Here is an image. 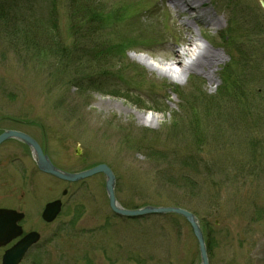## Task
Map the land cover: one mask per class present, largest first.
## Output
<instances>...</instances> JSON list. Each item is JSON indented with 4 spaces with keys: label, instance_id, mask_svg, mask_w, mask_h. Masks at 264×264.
Wrapping results in <instances>:
<instances>
[{
    "label": "rangeland",
    "instance_id": "1",
    "mask_svg": "<svg viewBox=\"0 0 264 264\" xmlns=\"http://www.w3.org/2000/svg\"><path fill=\"white\" fill-rule=\"evenodd\" d=\"M180 1L102 0L115 13L88 41L67 0H19L17 18L0 19V115L41 124L65 172L107 163L123 207L191 211L209 264H264V12L259 0ZM33 26L47 40L31 44ZM199 40L215 63L166 74L194 65L187 49L175 56ZM54 182L68 223L44 264H200L183 218L113 214L102 175Z\"/></svg>",
    "mask_w": 264,
    "mask_h": 264
},
{
    "label": "flooded vegetation",
    "instance_id": "2",
    "mask_svg": "<svg viewBox=\"0 0 264 264\" xmlns=\"http://www.w3.org/2000/svg\"><path fill=\"white\" fill-rule=\"evenodd\" d=\"M6 131L29 136L50 158L45 130L37 121L13 115H0V135ZM35 166L30 147L21 139L12 137L0 143V264H3L8 251L28 237L30 240H36L25 252L20 264L27 259H30L32 264L46 263L51 258L48 254L49 245L58 239L57 235L68 223L63 219V210L67 203V193L63 192H67V188L62 189L61 199H52L56 188L51 187V179L55 181L54 186L69 183L47 175ZM40 191H45L43 198L38 196ZM57 199L61 201V209L54 219L49 221L44 217V207ZM3 211L13 212L15 216L21 217L16 219L13 213L11 216H3ZM16 227L20 232L12 234Z\"/></svg>",
    "mask_w": 264,
    "mask_h": 264
},
{
    "label": "water",
    "instance_id": "3",
    "mask_svg": "<svg viewBox=\"0 0 264 264\" xmlns=\"http://www.w3.org/2000/svg\"><path fill=\"white\" fill-rule=\"evenodd\" d=\"M260 5L262 7V9L264 10V0H260ZM10 137H16V138H20L21 140H23L25 143H27L29 145V147H33L32 149L34 150V154H35V161H36V165L37 167L48 174H51L57 178H60L62 180L68 181V182H76V181H80L83 179H86V177H91L93 175L96 174H103L106 178V182H105V189H106V193H107V197L109 200V205L110 208L113 212H115L116 214H120L123 216H128V217H135V216H141V215H145V214H152V213H176L179 215H182L183 217H185V219L189 222V224L191 225L193 234L195 236V238L198 241L199 244V250H200V255H201V264H209L208 263V258H207V254H206V248H205V243H204V238H203V233L201 231L200 225L198 223V221H196V217L190 213L187 210L184 209H180L177 207H152V206H146L140 209H135V210H127L122 208L115 197V176L113 174V172L111 171V169L107 166V164H100L97 165L95 167H92L90 169L81 171V172H77V173H70V172H66L65 171H61L59 169H57L51 162L50 160L47 158V156L43 155V153L41 152V150L39 149V147L37 146V144L31 139L29 138L27 135L19 132H7L3 135L0 136V142L2 140H5L6 138H10ZM59 202L53 203L51 205V207L49 206L47 208V211L45 213H49V211H53L55 209H59ZM56 207V208H55ZM46 216H50V215H46ZM29 246L28 243H25L24 246L22 248L19 249L20 252V257L22 256L24 249H26ZM7 261H5L6 263ZM9 262V261H8ZM7 262V264H8ZM14 262V261H13ZM10 263V262H9ZM14 264V263H12Z\"/></svg>",
    "mask_w": 264,
    "mask_h": 264
},
{
    "label": "trees",
    "instance_id": "4",
    "mask_svg": "<svg viewBox=\"0 0 264 264\" xmlns=\"http://www.w3.org/2000/svg\"><path fill=\"white\" fill-rule=\"evenodd\" d=\"M69 5L68 7H73L75 10L73 12H70L71 18L73 19L74 17H77V21L80 18L81 24L83 25L82 28L78 31V33L82 34V36L88 41L90 39H94V35L103 33V25L105 23V19L107 16H110L112 9H108L104 5H102V0H68ZM19 0H3L0 1V19L5 18L7 19H12V18H17V12L19 11ZM79 10V12H78ZM119 10H116V13H119ZM82 12V13H80ZM114 12V11H113ZM115 13V12H114ZM8 21V20H7ZM117 21H115V24ZM32 27V25H29L27 28ZM39 27V28H38ZM33 26L34 30L31 31V36L33 38H29L31 44H41L43 43L44 40H47L46 36V31L41 29L40 26ZM55 27V26H54ZM25 31V29H24ZM23 31V32H24ZM100 38V37H99ZM47 42L45 43V47L50 49L49 45H46ZM59 46V44H51V49L54 50V47L56 48ZM95 47V46H94ZM110 48H113L112 45L110 44ZM67 51L64 49L60 50L59 52H62L65 54L67 57H71L72 55H76V52H72V49L66 48ZM91 52V51H89ZM61 54V55H63ZM89 57L92 59V54L89 55ZM99 57L101 58L99 62H115L117 57L113 58H108L107 55L100 53ZM108 59H111V61H106ZM82 59L80 60L81 66L83 65V62H81ZM86 66V65H85ZM78 73V72H74ZM75 75V74H73ZM214 176V174H213Z\"/></svg>",
    "mask_w": 264,
    "mask_h": 264
},
{
    "label": "bare ground",
    "instance_id": "5",
    "mask_svg": "<svg viewBox=\"0 0 264 264\" xmlns=\"http://www.w3.org/2000/svg\"><path fill=\"white\" fill-rule=\"evenodd\" d=\"M179 4V3H178ZM176 3H174L173 6H175L176 8L178 7ZM204 3L200 2L199 0H181L180 1V5L182 6V9L184 10V8H189L191 10H193L194 8L200 7L201 5H203ZM189 47L181 49L180 52L176 53V58L179 57V53H181V51H185L186 49V53L187 56H189V58H193L194 61V65H190V64H185L179 61V63L177 64L175 63H169L166 64V66H164L162 69L166 70L165 73L168 75H175L177 74L178 70H182V68H185V73H187V71L189 70H195L197 68L201 69V70H206L208 67H210L211 65H213L215 63V56L213 54H211V52L207 49V47H205L204 45L201 44L200 40L195 42V43H191V45H188ZM202 50V52H200ZM150 66L151 63H150Z\"/></svg>",
    "mask_w": 264,
    "mask_h": 264
}]
</instances>
